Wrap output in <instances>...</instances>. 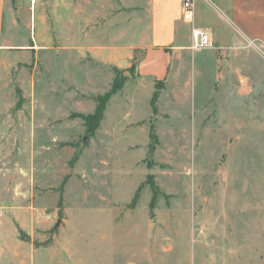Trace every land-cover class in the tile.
<instances>
[{"label": "rangeland", "instance_id": "374dc122", "mask_svg": "<svg viewBox=\"0 0 264 264\" xmlns=\"http://www.w3.org/2000/svg\"><path fill=\"white\" fill-rule=\"evenodd\" d=\"M149 2L8 13L0 264H264V46L219 44L198 71L187 52L163 81L140 78L138 52L95 61L90 48L145 36Z\"/></svg>", "mask_w": 264, "mask_h": 264}, {"label": "crops", "instance_id": "0c3cea01", "mask_svg": "<svg viewBox=\"0 0 264 264\" xmlns=\"http://www.w3.org/2000/svg\"><path fill=\"white\" fill-rule=\"evenodd\" d=\"M186 1L150 0V24L141 40L130 47L90 48V55L104 65L125 68L138 52L137 72L147 82L163 81L174 62L187 52L198 71L201 58L223 48L219 44L233 45L241 38L264 46V0H191L192 15L183 8ZM20 3L22 0H0V53L9 47L4 32L7 15ZM195 29L209 34L212 47L191 49Z\"/></svg>", "mask_w": 264, "mask_h": 264}, {"label": "built area", "instance_id": "2783aa9c", "mask_svg": "<svg viewBox=\"0 0 264 264\" xmlns=\"http://www.w3.org/2000/svg\"><path fill=\"white\" fill-rule=\"evenodd\" d=\"M184 10L192 15L193 3L191 0H187L183 5ZM212 47V41L208 33L195 29L192 33V50L208 49Z\"/></svg>", "mask_w": 264, "mask_h": 264}, {"label": "trees", "instance_id": "16d2710c", "mask_svg": "<svg viewBox=\"0 0 264 264\" xmlns=\"http://www.w3.org/2000/svg\"><path fill=\"white\" fill-rule=\"evenodd\" d=\"M136 60V59H134ZM137 61V60H136ZM136 65V68H137V64H134V66ZM17 98H18V102L14 108V111H21L23 110V107H24V103H25V100L22 96V91L17 89ZM67 182H63V184L61 185V188H60V198H59V201H58V207L61 208L62 205H63V202H64V186ZM151 187L153 189V192H154V198H153V201H152V204H151V207L153 208L155 206V204L157 203V198H158V195H159V189L157 188V186L152 183L151 184ZM57 232V229H54L52 233L56 234ZM49 246H51L50 243H47L44 245L45 248H48Z\"/></svg>", "mask_w": 264, "mask_h": 264}, {"label": "water", "instance_id": "95a60500", "mask_svg": "<svg viewBox=\"0 0 264 264\" xmlns=\"http://www.w3.org/2000/svg\"><path fill=\"white\" fill-rule=\"evenodd\" d=\"M61 224V221L58 222V224L55 226V229H58Z\"/></svg>", "mask_w": 264, "mask_h": 264}]
</instances>
